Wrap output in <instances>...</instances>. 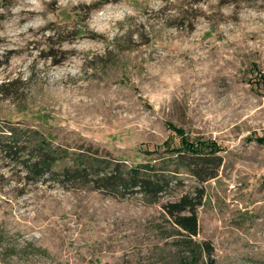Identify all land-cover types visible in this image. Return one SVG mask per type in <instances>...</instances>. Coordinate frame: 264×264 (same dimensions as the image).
I'll return each instance as SVG.
<instances>
[{"label": "rangeland", "instance_id": "1", "mask_svg": "<svg viewBox=\"0 0 264 264\" xmlns=\"http://www.w3.org/2000/svg\"><path fill=\"white\" fill-rule=\"evenodd\" d=\"M260 74L264 0H0V141L32 160L41 136L70 152L38 179L0 152V264L187 261L171 193L147 203L66 172L88 157L144 163L179 145L173 127L224 157L194 241L219 264H264ZM182 178L175 194L196 184Z\"/></svg>", "mask_w": 264, "mask_h": 264}, {"label": "trees", "instance_id": "2", "mask_svg": "<svg viewBox=\"0 0 264 264\" xmlns=\"http://www.w3.org/2000/svg\"><path fill=\"white\" fill-rule=\"evenodd\" d=\"M259 77L264 81V74H260ZM173 128L180 135L179 145L168 147L166 143V151H148L149 156H157L144 163L128 167L126 164L112 163L105 158L96 160L88 157L86 165L74 167L72 171L66 172L72 178L78 177L83 180L85 185L94 181L114 192L136 190L147 203L159 202L162 195L171 193L174 198L163 203L162 208L174 224L184 231V240L194 245L190 248L188 260L182 264H219L215 257L213 243L209 240L196 242L194 237L199 233L198 208L203 203L204 184L218 177L224 161L221 154L222 148L216 142L204 143L202 139L189 138L180 129ZM1 137L0 135V139ZM40 138L33 145V148L38 151V157L34 160H32L33 157H23L24 145H19V141H0V152L20 164L27 176L38 179L43 174L54 173L56 163L69 157L70 154L68 149L54 147L42 136ZM31 142L26 141V144ZM96 168L100 171L111 170L101 179H90V170ZM184 175L194 178L196 184L189 190L182 189L175 194L177 189L183 186L182 176ZM96 186L99 187V185Z\"/></svg>", "mask_w": 264, "mask_h": 264}]
</instances>
